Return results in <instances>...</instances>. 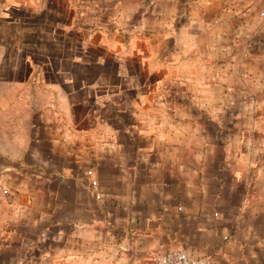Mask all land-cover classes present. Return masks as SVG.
Here are the masks:
<instances>
[{"label": "crops", "instance_id": "0c3cea01", "mask_svg": "<svg viewBox=\"0 0 264 264\" xmlns=\"http://www.w3.org/2000/svg\"><path fill=\"white\" fill-rule=\"evenodd\" d=\"M264 264V0H0V264Z\"/></svg>", "mask_w": 264, "mask_h": 264}, {"label": "built area", "instance_id": "2783aa9c", "mask_svg": "<svg viewBox=\"0 0 264 264\" xmlns=\"http://www.w3.org/2000/svg\"><path fill=\"white\" fill-rule=\"evenodd\" d=\"M155 264H207L206 259L190 256L182 250H172L158 256Z\"/></svg>", "mask_w": 264, "mask_h": 264}]
</instances>
